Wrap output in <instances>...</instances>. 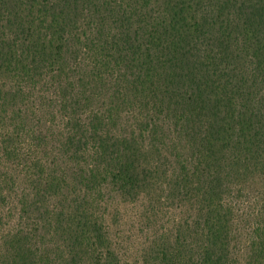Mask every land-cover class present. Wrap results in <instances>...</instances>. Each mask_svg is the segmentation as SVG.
<instances>
[{
  "label": "trees",
  "instance_id": "16d2710c",
  "mask_svg": "<svg viewBox=\"0 0 264 264\" xmlns=\"http://www.w3.org/2000/svg\"><path fill=\"white\" fill-rule=\"evenodd\" d=\"M253 195L264 0H0V264H264Z\"/></svg>",
  "mask_w": 264,
  "mask_h": 264
},
{
  "label": "rangeland",
  "instance_id": "374dc122",
  "mask_svg": "<svg viewBox=\"0 0 264 264\" xmlns=\"http://www.w3.org/2000/svg\"><path fill=\"white\" fill-rule=\"evenodd\" d=\"M260 187V183L258 184H252V186L250 187V191L253 193H257L258 189ZM250 197V196H249ZM242 204H241V207H242V212H249L251 211V207L250 205L252 206H256V209H260L261 206L263 205L264 203V200L260 199L259 197H256L253 195V198L249 199L248 200V196L245 198V200H241ZM240 226H242L240 224Z\"/></svg>",
  "mask_w": 264,
  "mask_h": 264
}]
</instances>
